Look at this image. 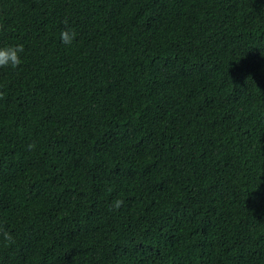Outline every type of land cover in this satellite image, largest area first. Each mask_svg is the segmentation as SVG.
Instances as JSON below:
<instances>
[{
    "label": "trees",
    "instance_id": "16d2710c",
    "mask_svg": "<svg viewBox=\"0 0 264 264\" xmlns=\"http://www.w3.org/2000/svg\"><path fill=\"white\" fill-rule=\"evenodd\" d=\"M17 44L0 264H264V0H0Z\"/></svg>",
    "mask_w": 264,
    "mask_h": 264
},
{
    "label": "clouds",
    "instance_id": "9594fccd",
    "mask_svg": "<svg viewBox=\"0 0 264 264\" xmlns=\"http://www.w3.org/2000/svg\"><path fill=\"white\" fill-rule=\"evenodd\" d=\"M75 38L76 32L74 29L66 28L60 33L61 42L65 45H71ZM23 52L24 46L22 44L0 47V68H19L23 63L21 59V53ZM240 73L242 72L238 68L233 70V74ZM123 203V200L118 199L114 202V207L118 209L123 205ZM0 235H2V238L5 242H13V236L8 231L0 229Z\"/></svg>",
    "mask_w": 264,
    "mask_h": 264
}]
</instances>
